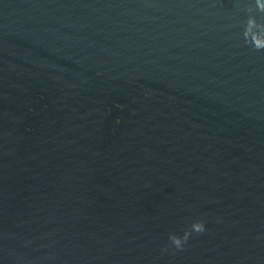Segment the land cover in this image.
<instances>
[{
  "label": "water",
  "instance_id": "obj_1",
  "mask_svg": "<svg viewBox=\"0 0 264 264\" xmlns=\"http://www.w3.org/2000/svg\"><path fill=\"white\" fill-rule=\"evenodd\" d=\"M0 264H264V0H0Z\"/></svg>",
  "mask_w": 264,
  "mask_h": 264
}]
</instances>
